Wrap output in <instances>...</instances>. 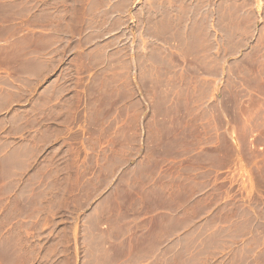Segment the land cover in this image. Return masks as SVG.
Listing matches in <instances>:
<instances>
[{
  "label": "rangeland",
  "instance_id": "rangeland-1",
  "mask_svg": "<svg viewBox=\"0 0 264 264\" xmlns=\"http://www.w3.org/2000/svg\"><path fill=\"white\" fill-rule=\"evenodd\" d=\"M118 9L117 33L88 44L78 76L23 91L52 100L34 113L43 121L22 126L43 148L32 209L47 216L44 229L79 235L80 261L94 264L99 247L137 251L157 229L218 231L241 204L245 223L231 226L227 243L247 249L219 252V230L213 264H264V0H128ZM216 131L230 132V143L206 135ZM222 152L234 165L213 173Z\"/></svg>",
  "mask_w": 264,
  "mask_h": 264
},
{
  "label": "crops",
  "instance_id": "crops-1",
  "mask_svg": "<svg viewBox=\"0 0 264 264\" xmlns=\"http://www.w3.org/2000/svg\"><path fill=\"white\" fill-rule=\"evenodd\" d=\"M127 1L0 0V251L6 256L0 264H82L79 235L66 240L63 234L68 228H59L57 234L52 228L44 229L47 216L32 209L28 200L39 193L38 158L43 148L38 135L32 130L23 132L22 126L43 121L34 113L48 109L52 100L39 93L25 94L23 99V91H37L38 83L51 75L78 76V61L86 57L88 44L93 46L104 38L111 41L112 34L118 31L119 12L128 11V7L119 11L118 4ZM208 42L200 40L201 44ZM47 85L46 82L39 91ZM206 135L225 136L228 143L233 137L223 131ZM234 135L239 138L237 133ZM210 151L214 159H219L217 149ZM220 160L221 165H209L211 172H226L234 165L227 153L222 152ZM204 185L207 191L211 183ZM213 209L207 206L203 216L209 220ZM245 210L240 204L238 220L219 227L223 242L219 252L247 249L242 242L234 243L233 248L227 243L231 226L245 223ZM170 217L176 218V214ZM218 231L194 224L157 229L141 235V248L137 251H108L99 247L93 252L94 264H102L103 256L109 257L106 260L110 264H213L212 239ZM42 233L46 237L44 242L37 240Z\"/></svg>",
  "mask_w": 264,
  "mask_h": 264
}]
</instances>
